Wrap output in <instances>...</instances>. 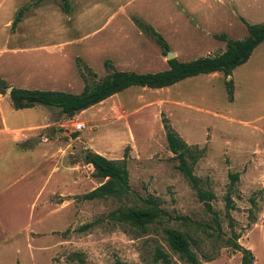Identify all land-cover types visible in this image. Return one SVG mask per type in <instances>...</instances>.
I'll return each mask as SVG.
<instances>
[{
  "label": "rangeland",
  "instance_id": "obj_1",
  "mask_svg": "<svg viewBox=\"0 0 264 264\" xmlns=\"http://www.w3.org/2000/svg\"><path fill=\"white\" fill-rule=\"evenodd\" d=\"M32 1L0 0V78L9 86L73 93L83 88L84 65L96 73L87 75L90 85L106 75V59L119 70L166 66V55L132 15L151 24L183 61L221 52L219 33L245 37L243 17L264 20V0H122L123 12L105 27L113 5L100 0L98 8L79 13L68 0V15L62 0H42L11 27L18 9ZM74 39L79 42L67 43ZM42 49L60 57L53 77L36 73ZM230 77L231 101L224 75L214 72L164 88L132 86L71 117L43 105L33 115L13 114L18 110L0 85V264H160L153 261L155 249L170 252L165 228L184 232L202 264H241L235 243L253 253L252 264H264V41ZM1 107L16 122L36 123L11 133ZM163 119L193 150L203 151L190 166L196 188L177 168ZM87 150L126 158L130 194L79 198L102 181L84 159ZM230 173H238L237 180ZM148 197L165 213L156 221L137 226L113 216L145 206ZM172 259L183 264L176 254Z\"/></svg>",
  "mask_w": 264,
  "mask_h": 264
},
{
  "label": "trees",
  "instance_id": "obj_2",
  "mask_svg": "<svg viewBox=\"0 0 264 264\" xmlns=\"http://www.w3.org/2000/svg\"><path fill=\"white\" fill-rule=\"evenodd\" d=\"M41 0H33L29 4L21 6L11 24V27L21 20L24 12L31 6H36ZM62 8L65 12H70L68 0H62ZM134 24L145 34L150 35L161 48L164 55L169 51V44L165 38L154 29V27L144 20L132 17ZM247 35L240 39H233L221 33L215 35L225 43L224 49L214 55L200 56L191 60H180L176 56L166 60L167 68L154 72H136L133 70H119L114 67L109 59L104 61L106 75L90 85L87 75L96 76V73L88 66L84 65L79 69L83 79V88L79 93L64 90H42L28 89L22 87L9 86L0 78V85L10 88L9 98L14 109L33 107L36 104L53 106L59 108L60 112L66 116H73L77 112L85 110L106 98L117 94L129 87L139 86L147 88H163L171 86L185 78L199 74H209L221 72L225 77V87L228 98L233 99L232 71L244 64L251 56L253 50L264 41V22L246 23ZM78 65V62H77ZM78 67H80L78 65ZM227 77H230L229 79ZM163 128L168 148L179 159L177 168L187 178L191 186H198V177L193 174L191 165L202 155V150H193L174 131L168 120L163 119ZM191 159V164L187 159ZM84 159L94 169V175L102 181L93 189L79 196L82 200H94L104 197H114L122 199L130 194L129 172L126 158L110 159L99 153L87 150ZM232 181L237 180L238 173H230ZM200 199H205L207 193L198 192ZM143 207H124L118 210L117 217L124 223L142 226L157 220L164 211L159 208L158 202L153 197L143 200ZM187 219V217H181ZM87 226V225H85ZM164 240L170 252L161 248H156L153 261L160 264H179L172 259L176 254L183 264H202L196 252L192 248L190 238L182 231L175 228H165L163 230ZM234 248L241 252V264H252L253 253L237 243ZM113 264H128L121 260H116Z\"/></svg>",
  "mask_w": 264,
  "mask_h": 264
},
{
  "label": "crops",
  "instance_id": "obj_3",
  "mask_svg": "<svg viewBox=\"0 0 264 264\" xmlns=\"http://www.w3.org/2000/svg\"><path fill=\"white\" fill-rule=\"evenodd\" d=\"M42 1V0H41ZM41 1H40V3L39 4H41ZM99 1L100 0H74L73 1V3H74V5H76V6H78V10L77 11H79V13L81 12V11H83V12H88L87 10H92L93 8L94 9H96V8H98V6H99ZM101 1H103L104 3H106V4H109V5H113V7L115 6L116 8V12H113V10H111L110 12H108V14H106V16L104 17V21H103V23H102V26H107L108 24H110V23H112V21H113V19L115 18V16L118 14V12L120 11V12H123V10H124V4H123V2H122V0L120 1V0H101ZM202 1H204V0H202ZM233 1V4H235V0H232ZM69 2V1H68ZM29 4V3H28ZM38 4V5H39ZM70 4V9H72L71 8V4H72V2L71 3H69ZM25 5V4H24ZM38 5H36V6H38ZM23 6V5H22ZM234 6V5H233ZM232 6V7H233ZM112 8V7H111ZM112 9H114V8H112ZM16 11V10H15ZM74 11H76V10H74V8H73V12ZM70 12H71V10H70ZM70 12H65V13H67L68 15H69V13ZM82 13V12H81ZM93 14V13H92ZM24 16V15H23ZM22 16V17H23ZM84 16V15H83ZM79 17H80V15H79ZM132 17H135L134 15H132ZM258 17H260V16H258ZM262 17V16H261ZM260 17V18H261ZM88 18H91V16H89ZM22 19V18H21ZM243 19H245V20H247L248 22H246L245 21V23H252V24H254V23H263L264 22V20H262V21H257V22H253V21H251L250 22V20L249 19H247V18H244L243 17ZM21 21V20H20ZM19 21V22H20ZM117 26V25H116ZM101 27V26H100ZM94 31V30H93ZM90 33H87V34H85V36L84 37H86V36H91V34H92V31H89ZM220 34V33H219ZM218 35V34H217ZM79 39H81V38H79ZM79 39H74V40H70V41H67V43L68 42H72V41H75V42H77ZM53 40V39H52ZM51 42H54V41H51ZM79 42V41H78ZM59 43H57V45H58ZM16 50H21V49H25V48H15ZM28 49V48H27ZM9 50H11V49H9ZM42 50H44L45 51V53H42V55L39 57V62H40V64H39V69H37L36 70V73L39 75L40 73H44V72H48V75H51L52 77L54 76V72H58V69H59V66H58V62H59V59H60V57H59V55L58 56H56L55 55V53H53L51 50L49 51V49H42ZM254 51V50H253ZM252 54H253V52H252ZM251 54V55H252ZM178 58V57H177ZM250 58V57H249ZM179 59V58H178ZM167 60V59H166ZM112 63V62H111ZM104 64V63H103ZM105 68V67H104ZM116 68V67H115ZM165 68H167V62H166V66L164 67V68H162V69H159V70H163V69H165ZM121 70H126V69H121ZM134 71V70H133ZM156 71H158V70H156ZM137 72V71H136ZM143 72H152V71H143ZM154 72V71H153ZM36 73H34V75L35 76H38ZM52 77H48V78H52ZM176 84V83H175ZM174 85V84H173ZM172 86V85H171ZM169 87V86H168ZM23 88H28V89H42V90H58V89H49V88H44V87H39V86H36V87H23ZM147 88V87H146ZM164 88V87H163ZM128 89V88H127ZM151 89H158V88H151ZM65 91V90H64ZM69 92V91H68ZM122 92V91H121ZM120 93V92H119ZM119 93H117V94H119ZM117 94H114V95H112V96H110V97H108V98H106L105 100H103V101H101V102H107L108 100H110V98H113V96H115V95H117ZM9 95V94H8ZM36 105H41V104H36ZM36 105H34L33 107H28V108H22V109H14V110H18V111H15V113H13V114H20L21 112H28V115H33L34 113H33V108H36ZM43 106H45V105H43ZM50 107H53V106H50ZM40 108H49V106H47V107H40ZM54 108H56V107H54ZM58 110H59V108H57ZM32 110V111H31ZM39 110H41V109H39ZM1 114H2V116H3V118H4V121H5V127H6V129L8 130V131H10L11 133H13V131L14 132H21V129H25V130H29V129H31V128H33V127H31L30 125H33L34 123H36V122H34L33 120H28L27 122H25V123H20V122H16L15 120H13L12 118H11V115H13L12 114V112L11 111H7V116H5V111H4V108H2L1 107ZM22 124H24V126H22ZM24 127V128H23ZM255 263H257V260H255Z\"/></svg>",
  "mask_w": 264,
  "mask_h": 264
},
{
  "label": "water",
  "instance_id": "obj_4",
  "mask_svg": "<svg viewBox=\"0 0 264 264\" xmlns=\"http://www.w3.org/2000/svg\"><path fill=\"white\" fill-rule=\"evenodd\" d=\"M172 57H174V56H173V52L168 51L167 54H166V58L169 59V58H172ZM229 78H230V77H228V79H229ZM7 91H10V88H7Z\"/></svg>",
  "mask_w": 264,
  "mask_h": 264
},
{
  "label": "built area",
  "instance_id": "obj_5",
  "mask_svg": "<svg viewBox=\"0 0 264 264\" xmlns=\"http://www.w3.org/2000/svg\"><path fill=\"white\" fill-rule=\"evenodd\" d=\"M85 127V125L83 124V123H76V128L77 129H82V128H84Z\"/></svg>",
  "mask_w": 264,
  "mask_h": 264
}]
</instances>
